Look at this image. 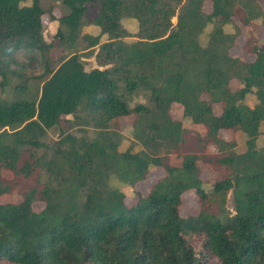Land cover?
Instances as JSON below:
<instances>
[{
  "label": "trees",
  "instance_id": "trees-1",
  "mask_svg": "<svg viewBox=\"0 0 264 264\" xmlns=\"http://www.w3.org/2000/svg\"><path fill=\"white\" fill-rule=\"evenodd\" d=\"M24 1L0 0V198L18 183L34 184L19 202L0 200V264H264V140L258 144L264 43L246 46L256 54L253 61L231 53L241 34L235 17L246 26L264 24L259 0H210L211 12L204 10L208 0H61L67 11L60 16L40 0ZM47 14L59 22L50 41ZM129 19L137 30L126 26ZM230 24L234 32L225 30ZM88 26L99 31L86 32ZM80 35L85 52L66 54L53 66L51 49L73 45ZM96 46L100 67L88 70L82 53ZM19 50L40 55L43 83L28 96L10 98L14 77H28L16 59ZM138 92L148 93L147 101L133 105ZM249 94L256 96L253 106ZM174 103L206 134L174 119ZM70 115L89 128L72 131ZM126 116L134 117L139 151L119 149L114 126ZM63 123H70L69 132L60 129ZM51 129L61 134L47 142ZM223 129L241 132L245 149L221 137ZM210 143L217 152H205ZM173 153L181 164L171 163ZM199 161L218 172L209 190ZM151 166L163 167L164 176L128 205L112 180L135 186ZM2 169L14 176L4 179ZM189 190L200 209L184 217L182 195ZM230 191L234 212L227 207Z\"/></svg>",
  "mask_w": 264,
  "mask_h": 264
},
{
  "label": "rangeland",
  "instance_id": "rangeland-1",
  "mask_svg": "<svg viewBox=\"0 0 264 264\" xmlns=\"http://www.w3.org/2000/svg\"><path fill=\"white\" fill-rule=\"evenodd\" d=\"M41 5L44 8L53 7L54 13L57 16H60L62 13L67 11V8L62 4L61 0H40ZM32 0H26L22 4H31ZM259 3L264 8V0H259ZM204 10L206 12L212 11V3L210 0H208L204 6ZM173 22H177V18H173ZM236 24L241 28V34L238 37L235 46L231 49V53L233 56H237L243 60L251 61L254 60L256 57V54L248 52L247 47L248 45L253 46H261L264 43V24H261V21H255L251 25H244L239 17H235ZM44 23H45V39L47 41H50L52 39V34L56 33L58 29L59 22L50 20L49 14L44 16ZM126 26L132 30L135 31L138 29V24L135 20L129 19L128 21H125ZM213 25L209 24L205 31L200 36V41L203 45L206 44L208 40L209 33L212 29ZM235 24H230L225 26V30L227 32H234L235 31ZM86 32H89L91 34H96L99 29H94L93 27L88 26ZM97 30V31H96ZM83 30V33H86ZM131 39V38H130ZM132 39H136L132 37ZM101 42L103 40L101 39ZM87 44V40L84 39L81 35L79 38L75 41L73 45L65 44L62 46H54L50 54L48 55L50 62L53 66H57L58 63L61 61V58L64 55L72 54L74 52H85L83 51L84 47ZM99 46H96L95 49H93L94 53L92 54H86L82 53L84 55L83 59L86 62V68L92 69L94 67H100V65L97 62L95 53L98 51ZM16 59L23 62L27 66V69H25L28 77L27 80L24 81L20 79L19 77H14L12 80L11 86L8 89V96L10 98L17 96L21 94L22 96H28L30 92L36 91L38 88L42 86V79L38 78L37 76L40 75L43 70V61H40V55H37L36 53L26 52L19 50L15 54ZM107 66H101L108 67ZM16 84H26L29 87V90L26 92L17 91L14 89V86ZM232 87L234 89H237L241 86V84L234 80L232 82ZM147 94L146 92H138L135 93L133 96H131V102L133 105L140 103V102H146L147 101ZM6 96V94H4ZM246 102H248L251 106H253L256 102V96L254 94H249L247 96ZM222 108L219 104L215 105V113L219 114L221 112ZM171 116L174 119L177 120H183V127L185 129L193 130L195 132H200V134L205 135L206 134V128L202 124H195L192 122L190 118H185L183 114V107L180 104L174 103L170 110ZM70 120H72L73 126L71 128L72 131H75L78 134H82L83 131L80 130H86V128H89L88 126L84 125V123L80 120L75 119L72 115L68 116ZM133 116H126L119 118L118 125H115L114 128L119 131L120 134V150H126L128 148H132L134 151H139L143 147L137 141L134 139L133 135ZM70 123H63L61 125V128L63 131L69 132ZM60 129H51L48 130L47 135V142H51L52 140L58 139L60 133ZM93 129L90 131V135H92ZM221 137L227 139V140H235L236 141V149L237 151H243L246 147V138L243 136L241 132H234L233 130H226L223 129L220 132ZM259 145L263 143L264 140V132L259 136ZM205 152L208 153H215L217 152V148L212 143L208 144L207 149ZM171 163L174 165H179L182 162V157L178 156L177 153H173L171 156ZM199 164L202 169V178L204 179L205 188L207 190L212 188V184L215 182V180L218 178V172L215 170V168L205 161H199ZM1 174L4 179H11L14 174L12 171L8 169H2ZM165 171L163 167L158 166H151V170L146 178V180L138 182L135 186H130L127 184H121L118 182V180L113 179L112 182L115 185H118L122 188V190L126 194V202L128 205L133 204L137 198L138 193H142L144 195H147L152 187V185L162 176H164ZM31 180V179H30ZM29 180V181H30ZM19 185L16 186L10 193L4 194L1 196L0 200L2 202H19L23 198V194L27 187H31L34 182L31 180L29 182V185L27 183H18ZM44 207V203L41 201H37L34 203L35 210H41ZM227 207L234 212V202H233V195L230 191L228 194V201H227ZM200 209V203L198 196L194 190H189L185 192L182 195V205L180 207V213L182 216L186 217L189 215L197 214ZM211 264H217L215 261H213Z\"/></svg>",
  "mask_w": 264,
  "mask_h": 264
},
{
  "label": "water",
  "instance_id": "water-1",
  "mask_svg": "<svg viewBox=\"0 0 264 264\" xmlns=\"http://www.w3.org/2000/svg\"><path fill=\"white\" fill-rule=\"evenodd\" d=\"M234 202V201H233ZM233 210L235 211V206L233 207Z\"/></svg>",
  "mask_w": 264,
  "mask_h": 264
},
{
  "label": "crops",
  "instance_id": "crops-1",
  "mask_svg": "<svg viewBox=\"0 0 264 264\" xmlns=\"http://www.w3.org/2000/svg\"><path fill=\"white\" fill-rule=\"evenodd\" d=\"M256 58V57H255ZM247 61V60H246ZM251 61H253V60H251ZM220 105V104H219ZM223 131V130H222Z\"/></svg>",
  "mask_w": 264,
  "mask_h": 264
}]
</instances>
